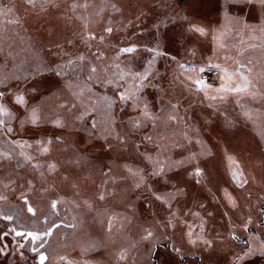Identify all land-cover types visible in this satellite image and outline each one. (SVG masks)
<instances>
[{"label":"rangeland","instance_id":"1","mask_svg":"<svg viewBox=\"0 0 264 264\" xmlns=\"http://www.w3.org/2000/svg\"><path fill=\"white\" fill-rule=\"evenodd\" d=\"M247 6L0 0V264H264V62L215 91Z\"/></svg>","mask_w":264,"mask_h":264},{"label":"crops","instance_id":"2","mask_svg":"<svg viewBox=\"0 0 264 264\" xmlns=\"http://www.w3.org/2000/svg\"><path fill=\"white\" fill-rule=\"evenodd\" d=\"M226 1V0H224ZM241 1V0H237ZM246 5H249V7H258L257 10H259V16H262V20L264 21V10H261L264 8V0H244ZM248 6L244 9H237L235 14L237 17H244L246 15L247 17L251 14H253V10H250ZM229 14V13H228ZM259 21H253L251 22L249 20V25L246 19H238L237 20V27L241 28V33L237 37V43H235V52L234 55H229L227 52H222L221 57L219 58L220 63V77L219 79L222 80L224 78V72L223 69H227L229 72L236 71L239 69L241 73H243L245 76L248 77L250 81H256L260 80L263 76V68L261 64L264 62L261 59H256L244 56V53L247 48L251 47L254 49L256 46L260 47L264 50V31L261 30V28L264 27V24L261 28H259ZM264 23V22H263ZM263 32V33H262ZM225 43H221V47L229 48L231 46L224 45ZM248 57V58H247ZM239 62V63H237ZM240 65H244V67H240ZM233 81L239 82V76H234ZM222 84V83H221ZM229 98L233 100L236 104L241 102L244 95L246 94H235V93H227ZM241 104V103H240Z\"/></svg>","mask_w":264,"mask_h":264},{"label":"snow or ice","instance_id":"3","mask_svg":"<svg viewBox=\"0 0 264 264\" xmlns=\"http://www.w3.org/2000/svg\"><path fill=\"white\" fill-rule=\"evenodd\" d=\"M26 2L28 4L34 5L36 0H26ZM45 2H49V0H45ZM73 7H76V5L74 4ZM13 22H18V21H13ZM108 31L111 32L112 30L108 29ZM195 31L201 32L203 34V29H201V28L196 27ZM124 51L125 52H131V51H133V49L126 48V49H124ZM81 59H83V57H81ZM237 63H239V62H237ZM216 67H219V66L217 65ZM240 67H244V65H240ZM93 71H95V69H93ZM200 71L202 72V71H204V69L202 68V69H200ZM222 71L224 72L223 82L219 88L215 89L216 92H224V93L230 92V93H235V94L256 95V93H254V92L250 93L248 91L250 86H252V82L248 79L247 76H245L243 73H241L239 71V69H237L236 71H233V72H229L227 69H223ZM234 76H239V82L233 81ZM194 83L198 86V90L203 91L205 93V95H207V89L210 88L211 85L207 84L203 79H197L196 81H194ZM0 95H2V94H0ZM212 98L215 99L216 97H212ZM221 98H223V97H221ZM121 99H128V97L122 95ZM17 101L23 102V97L18 96ZM0 111H5L2 108V106H0ZM245 114L248 115V113H245ZM35 122H36V113H35V110H33V123H35ZM57 123H59V122H57ZM49 143H50V141H49ZM44 151H47V148H45ZM50 167H54V166H50ZM129 172H132V170L129 169ZM133 175H138V173H133ZM196 175L197 176L201 175L200 169L196 170ZM234 176H235V173H234ZM101 199H103V196H101ZM157 199H161V197H157ZM52 207L53 208L56 207L55 202L52 203ZM28 211L35 214V210L32 207H28ZM6 218L11 219V217H6ZM46 234H48V233H46ZM17 235H22V234L17 233ZM29 235H31L33 239H39V237L36 236L35 234L29 233ZM189 235H191V233H189ZM45 259H46V257L43 254H41V256H40L41 264H43Z\"/></svg>","mask_w":264,"mask_h":264},{"label":"built area","instance_id":"4","mask_svg":"<svg viewBox=\"0 0 264 264\" xmlns=\"http://www.w3.org/2000/svg\"><path fill=\"white\" fill-rule=\"evenodd\" d=\"M214 72V69L213 68H208L206 69V71L203 73V78L206 80V79H209L212 77Z\"/></svg>","mask_w":264,"mask_h":264}]
</instances>
